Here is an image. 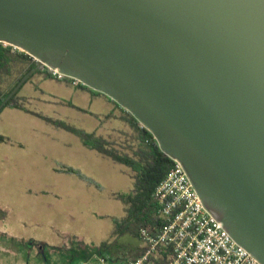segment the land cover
Returning a JSON list of instances; mask_svg holds the SVG:
<instances>
[{"label":"water","instance_id":"1","mask_svg":"<svg viewBox=\"0 0 264 264\" xmlns=\"http://www.w3.org/2000/svg\"><path fill=\"white\" fill-rule=\"evenodd\" d=\"M0 43L104 93L264 264V0H0Z\"/></svg>","mask_w":264,"mask_h":264},{"label":"rangeland","instance_id":"2","mask_svg":"<svg viewBox=\"0 0 264 264\" xmlns=\"http://www.w3.org/2000/svg\"><path fill=\"white\" fill-rule=\"evenodd\" d=\"M60 89L55 82H45L41 87L44 94L32 93L26 106L52 122H63L104 139L110 136L123 145L121 139L133 129V116L128 111L122 107L123 112H115L82 106L87 112L100 115L94 120L90 113L71 108L79 106V101ZM22 93L19 91L18 96ZM96 127L98 131L94 133ZM43 134L39 126L35 131L23 126L18 133ZM45 134L65 135L60 131ZM111 151L123 156L115 147ZM134 166H120L104 158L100 168L88 160L81 173L91 185L78 192L64 191V200L52 207L39 199L26 200L20 197L21 192H0V264H90L84 259H90L93 249L102 242H136L129 234L118 236L115 232V221L125 218L130 209L124 200L134 190L139 171Z\"/></svg>","mask_w":264,"mask_h":264},{"label":"crops","instance_id":"3","mask_svg":"<svg viewBox=\"0 0 264 264\" xmlns=\"http://www.w3.org/2000/svg\"><path fill=\"white\" fill-rule=\"evenodd\" d=\"M45 82H55L61 91L75 97L79 101V106H71V108L78 112L90 113L84 109L86 105L97 110L111 109L115 112H123V110L104 93L86 86H75L70 81H58L45 73L37 72L18 90V93L23 92L17 97L25 100V109L4 107L0 111V136L6 139L0 143V192H21L20 197L26 200L39 199L47 207H52L64 200L62 197L64 191L78 192L83 190L84 186L91 185L81 173V167H86L88 160L95 166L98 164L100 168L104 158L120 166L124 164L88 147L75 133L56 126L51 118L42 116L26 106V100L31 99L32 93L44 94L41 87ZM90 116L97 120L100 115L90 113ZM23 126L31 131H35L37 126L42 127L44 134L19 136V130ZM74 129L92 134L85 130ZM97 129L96 127L94 133H97ZM134 129L133 127L132 131L127 132L121 139L124 146L116 143V139L114 141L109 135L106 139L96 134L92 135L104 140L108 150L111 151L115 147L121 155L131 156L137 146ZM48 131H60L65 135H46ZM58 156L63 158L60 160ZM119 243L129 245L133 249L142 248V243L138 239L136 242L126 240Z\"/></svg>","mask_w":264,"mask_h":264},{"label":"built area","instance_id":"4","mask_svg":"<svg viewBox=\"0 0 264 264\" xmlns=\"http://www.w3.org/2000/svg\"><path fill=\"white\" fill-rule=\"evenodd\" d=\"M2 44L11 47L12 51H20L14 46ZM43 70L55 80H68L75 86H84L78 79L63 74L57 68L45 65ZM140 128L146 129L141 123ZM153 198L161 222L154 227L153 233L144 229L140 231L143 251L140 257L116 260L108 253L93 254L85 263L261 264L238 245L222 228V223L205 209L179 161L171 159V167L156 186Z\"/></svg>","mask_w":264,"mask_h":264},{"label":"trees","instance_id":"5","mask_svg":"<svg viewBox=\"0 0 264 264\" xmlns=\"http://www.w3.org/2000/svg\"><path fill=\"white\" fill-rule=\"evenodd\" d=\"M36 66L37 62L25 52L18 50L12 52L11 47H5L0 43V105L19 84L21 79L27 73L34 70ZM37 72H42L49 76L44 70H39L34 73ZM17 95L18 92L6 103L5 107L25 109V100L19 99ZM53 123L58 127L75 133L88 147L102 152L116 162L122 163L130 168H134V165L139 167L134 190L124 200L125 204L130 205V209L125 218L120 221H115V232L118 236L129 234L138 240H141L140 231L142 229L148 233H153L154 227H157L161 222L156 213V202L153 198V192L158 183L169 171L171 159L160 150L152 134L146 129L140 128V123L132 117V125L137 133V146L133 151V155L119 156L107 149L104 140L96 138L92 134L77 131L63 122ZM5 140L4 137L0 136V143ZM67 170L74 172L71 169ZM93 250L92 255L108 253L116 260L136 259L143 252L142 248L133 249L129 245L119 243L116 240L102 242ZM88 259L89 257L87 256L84 259L85 262Z\"/></svg>","mask_w":264,"mask_h":264}]
</instances>
